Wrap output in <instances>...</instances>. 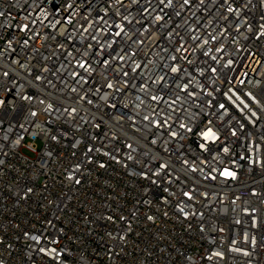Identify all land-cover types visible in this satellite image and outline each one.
Listing matches in <instances>:
<instances>
[{"label": "built area", "instance_id": "built-area-1", "mask_svg": "<svg viewBox=\"0 0 264 264\" xmlns=\"http://www.w3.org/2000/svg\"><path fill=\"white\" fill-rule=\"evenodd\" d=\"M0 264H264V0H0Z\"/></svg>", "mask_w": 264, "mask_h": 264}, {"label": "snow or ice", "instance_id": "snow-or-ice-1", "mask_svg": "<svg viewBox=\"0 0 264 264\" xmlns=\"http://www.w3.org/2000/svg\"><path fill=\"white\" fill-rule=\"evenodd\" d=\"M186 2H187V0H186ZM210 131L211 130H209V134H210ZM225 175H227V176H232V175H234L233 173H230V172H226V173H224Z\"/></svg>", "mask_w": 264, "mask_h": 264}]
</instances>
